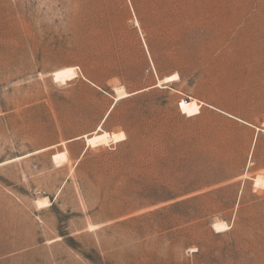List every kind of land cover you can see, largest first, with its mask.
<instances>
[{
  "label": "rangeland",
  "instance_id": "rangeland-1",
  "mask_svg": "<svg viewBox=\"0 0 264 264\" xmlns=\"http://www.w3.org/2000/svg\"><path fill=\"white\" fill-rule=\"evenodd\" d=\"M170 2L0 0V264H264V0Z\"/></svg>",
  "mask_w": 264,
  "mask_h": 264
},
{
  "label": "bare ground",
  "instance_id": "bare-ground-1",
  "mask_svg": "<svg viewBox=\"0 0 264 264\" xmlns=\"http://www.w3.org/2000/svg\"><path fill=\"white\" fill-rule=\"evenodd\" d=\"M75 69L74 68H66L60 71H57L53 74V80L57 82H64L66 80H70L72 78H75ZM178 79L177 74H172L169 77L164 78L162 81H159L158 84L156 85L157 87L161 86V83H168V82H173ZM119 91V90H118ZM121 92V93H119ZM117 92L116 97L114 98L113 104L110 107V110L113 108L114 104L118 102L119 100H122L124 98L129 97L130 95H133L135 93L127 94V93H122V91ZM109 110V111H110ZM108 111V113H109ZM108 113L105 115L103 120L100 122V124L97 126L96 130L91 134L90 137H86V145L90 147H98L101 145H107L110 142H120L125 139V134L122 132L119 133H106L102 131V125L108 115ZM258 130V129H257ZM264 132V124H263V129L261 130ZM53 160L57 162V160H66V153H60L56 154L53 156ZM256 185L257 186H264V179L261 177H258L256 180ZM45 204V203H44ZM227 228L226 224L224 223H215L213 225L214 232H221L224 231Z\"/></svg>",
  "mask_w": 264,
  "mask_h": 264
},
{
  "label": "trees",
  "instance_id": "trees-1",
  "mask_svg": "<svg viewBox=\"0 0 264 264\" xmlns=\"http://www.w3.org/2000/svg\"><path fill=\"white\" fill-rule=\"evenodd\" d=\"M155 5H156V8H158V11L161 12V14H162V20L172 19V17L176 16L173 13L178 11L177 8H174V10L172 12L168 11L169 9H171V7L175 6V2H170V0H155ZM111 17H113V14L110 13V18ZM146 46H147L148 52L150 53L151 52L150 47L148 45H146ZM132 96H134V95H132ZM132 96H129V97H132ZM129 97H127V98H129Z\"/></svg>",
  "mask_w": 264,
  "mask_h": 264
},
{
  "label": "water",
  "instance_id": "water-1",
  "mask_svg": "<svg viewBox=\"0 0 264 264\" xmlns=\"http://www.w3.org/2000/svg\"><path fill=\"white\" fill-rule=\"evenodd\" d=\"M134 95V94H133Z\"/></svg>",
  "mask_w": 264,
  "mask_h": 264
}]
</instances>
